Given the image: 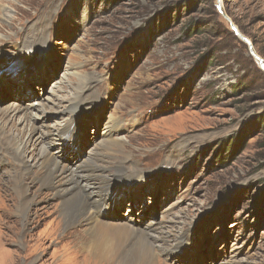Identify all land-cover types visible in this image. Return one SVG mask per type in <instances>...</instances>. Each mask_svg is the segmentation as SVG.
I'll return each mask as SVG.
<instances>
[{"label": "rangeland", "instance_id": "1", "mask_svg": "<svg viewBox=\"0 0 264 264\" xmlns=\"http://www.w3.org/2000/svg\"><path fill=\"white\" fill-rule=\"evenodd\" d=\"M0 56V109L30 107L25 125L3 114L17 134L33 127L60 161L90 157L102 177L141 172L102 219L157 229L155 264H264V0H0ZM0 150V218L18 238L0 264L5 250L15 264H90L86 222L66 226L37 181L23 230L5 185L19 158Z\"/></svg>", "mask_w": 264, "mask_h": 264}, {"label": "bare ground", "instance_id": "2", "mask_svg": "<svg viewBox=\"0 0 264 264\" xmlns=\"http://www.w3.org/2000/svg\"><path fill=\"white\" fill-rule=\"evenodd\" d=\"M11 108L12 109L7 110L0 109V144L4 146V143H6L9 148H14L19 158L17 162L18 168L13 174H8V176L12 175V179L6 182L5 185L13 189L14 195L18 200L14 214L24 219L25 222H23L22 225L23 230L29 229L28 227L32 225L29 210L36 198L34 193L31 192L32 187H30L28 183L37 181L42 188L51 189L55 192L56 196L61 197L60 213L66 226L77 224L80 218L86 222V231L79 235L77 241L79 244L84 245V252L87 254L86 256H88L90 264H155L156 257H158L156 247L161 245L159 241L160 238L154 235L157 229L152 228L151 230H147L133 225L134 228L129 225L132 220L125 222L128 224L122 221L118 222L117 219H115L114 212L105 215H112L110 221L102 219L104 213L113 211L114 202L118 201V205L123 203L125 195L123 193L118 194L119 190L117 191V189L121 187L126 191L130 186L129 184L143 177L142 174H139L141 172L137 171L133 177L125 176L123 174L124 163H121L117 167L115 178L111 179L109 177H102L106 170H104L102 166L91 163L90 157L84 163L87 167L82 165L83 163L79 164L77 161V164H70L71 162L63 163L59 160V157L56 156L54 145H41L34 141L37 135L33 127L31 129L29 128L30 137H23L24 135L21 136L16 133V125L13 127L9 126L10 124L8 121H12L13 123V120L6 121L7 118L3 116L4 113L6 116L13 114V117L21 114L20 122L25 125L30 116V107L25 106L21 109L17 105H13ZM74 124L73 122L67 125L58 133L60 139L63 141V145L72 146V143L76 144L75 142L80 133L77 132V125H75L74 128ZM118 131L120 130L111 132ZM108 142H110L111 145L124 147L123 141L118 138L112 140L108 139ZM31 144L35 149L38 147V158L35 156V158L33 156L30 157L34 155L33 151H31ZM31 159H34V164L31 163ZM0 165L2 164L0 163ZM70 167H75V169ZM89 170H91L90 173H88ZM95 178L100 180L98 183L91 184L89 181ZM6 226L4 220L0 218V244L5 246L12 244L11 238H17L14 233L9 239L10 236H8L6 232ZM84 233H87L86 235L89 237L87 243L83 242L82 239ZM181 247V243L175 246L178 251L181 250ZM162 252L164 251H161L160 254H162ZM3 253L4 256L6 255L8 261H11V264H13V262L15 264L18 259L21 260V256L16 251H14V253H9L5 250ZM24 259L25 261L27 260V258Z\"/></svg>", "mask_w": 264, "mask_h": 264}, {"label": "trees", "instance_id": "3", "mask_svg": "<svg viewBox=\"0 0 264 264\" xmlns=\"http://www.w3.org/2000/svg\"><path fill=\"white\" fill-rule=\"evenodd\" d=\"M264 118V117H263ZM261 123L263 124L264 123V119H262Z\"/></svg>", "mask_w": 264, "mask_h": 264}]
</instances>
